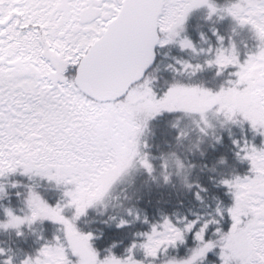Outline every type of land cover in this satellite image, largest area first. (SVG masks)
Instances as JSON below:
<instances>
[{
    "label": "snow or ice",
    "instance_id": "obj_1",
    "mask_svg": "<svg viewBox=\"0 0 264 264\" xmlns=\"http://www.w3.org/2000/svg\"><path fill=\"white\" fill-rule=\"evenodd\" d=\"M199 9L209 21L230 19L233 34L246 30L254 43L241 53L231 37L225 47L213 28L218 46L198 52L182 33ZM200 39L205 40L203 33ZM169 45L207 55L196 64L177 59L179 69L168 65L173 72L194 76L214 69L215 76L226 73L227 79L216 88L173 80L156 90L148 69L156 50ZM165 115L177 117L172 128L181 116L198 118L193 123L205 136L214 127L209 115L216 117L221 128H229L232 154L247 171L216 181L231 203L217 202L203 222L161 215L150 223L126 209L148 229L134 234L139 239L124 254L112 251L115 243L101 254L94 233L82 230L79 221L89 209L105 206L113 186L130 170L152 177L142 138ZM233 125L259 136V145L233 138ZM184 135L180 131L176 139ZM175 164L178 171L184 167L179 159ZM15 176L30 182L24 185V215L0 208V228L19 236L24 225L56 226L50 239L37 236L42 243L20 264H153L169 248L187 246L189 236L188 255L166 264H205L210 255V264H264V0H0V197ZM162 178L170 180L166 172ZM33 181L55 188V201ZM130 223L121 217L115 227ZM138 249L143 259L136 258ZM0 264H12V257Z\"/></svg>",
    "mask_w": 264,
    "mask_h": 264
},
{
    "label": "trees",
    "instance_id": "obj_2",
    "mask_svg": "<svg viewBox=\"0 0 264 264\" xmlns=\"http://www.w3.org/2000/svg\"><path fill=\"white\" fill-rule=\"evenodd\" d=\"M218 4L225 3V0H216ZM205 9L194 11L188 18L190 24L187 36L193 44L199 49H207L209 45L217 47L216 37L212 35L211 29L215 28L218 34L223 36L224 46L228 44V38L237 44L241 53L244 45L249 47L254 43L250 34L246 30H237L232 32L230 19L217 20L215 17L211 21L206 20ZM200 33H203L205 40L200 39ZM161 67L155 68L148 73L153 79V86L156 90H162L178 80L184 83H199L206 87L216 88L227 79L225 73L221 77L215 76L214 69H205L202 72L192 76L189 72H173L168 65H173L176 69L180 68L175 61L183 60L189 63H203L207 58L206 53L193 54L189 51H181L173 48L170 51H163L161 56ZM188 118V119H186ZM191 116H181L178 119L177 127L172 128L171 124L177 122V117L165 115L156 121H153L145 131L143 141L148 147L143 151L149 154L150 162L154 171L152 177H149L142 169L136 168L132 172L128 185L118 186L105 199V206H97L89 209L87 216L82 217L79 226L84 231L94 233L96 239L95 247L104 254V250L115 243L116 247L112 249L117 255L124 254L125 248L130 244L135 233L143 232L148 229V225L140 221H133L132 217L127 216L126 209H133L139 213L141 218L147 216L150 223L160 220L161 215H169L174 221L177 218L186 217L188 220L200 218V221L209 219L214 214L217 202L224 206L231 203V198L225 194V189L218 187L216 181L228 176L233 172L243 175L247 171V164L237 162L233 156L234 149L229 139V128H221L219 123L214 121V127L205 136L201 135L193 122H190ZM195 128H191V125ZM182 131L185 135L177 140L178 132ZM233 138L248 139L259 145V136L253 134L246 128L242 132L237 126H230ZM222 137L220 143H217L215 137ZM253 137V138H252ZM174 154V155H173ZM179 159L184 167L177 170L175 160ZM223 160V163L221 161ZM167 163L165 169L163 165ZM169 175L170 180L165 183L162 174ZM154 177V178H153ZM12 182L17 183L16 188L9 185ZM30 183L26 178L15 176L5 182L6 195L0 197V208L10 207L16 215H24L23 195L26 191L24 185ZM37 183L39 191L50 202H54L59 193L50 185L42 181H33ZM187 185H191L188 187ZM199 185V187H197ZM114 187V186H113ZM204 188L206 191H201ZM21 196L17 197L16 193ZM196 193H199L200 199H196ZM109 217H115L110 220ZM121 217L131 221L124 228L117 229L115 222ZM3 219L0 213V220ZM229 221L225 218L224 227L227 229ZM54 225L44 222L37 223L31 227L24 225L20 231L22 235H17L16 230L0 228V249H3L4 255L0 256V261L12 257V264H20L26 255H34L36 249L42 241L37 240L38 235L50 239L55 231ZM211 231V229H210ZM192 246L191 236L188 238L187 246H178L176 249L169 248L166 253L153 262V264H166L171 258L180 259L188 255V249ZM136 258L143 259L142 252L136 250ZM214 257L209 256L205 264H210ZM145 264H148L145 261Z\"/></svg>",
    "mask_w": 264,
    "mask_h": 264
},
{
    "label": "rangeland",
    "instance_id": "obj_3",
    "mask_svg": "<svg viewBox=\"0 0 264 264\" xmlns=\"http://www.w3.org/2000/svg\"><path fill=\"white\" fill-rule=\"evenodd\" d=\"M191 16V15H190ZM189 24H190V20L188 19L187 20V22H186V25H185V32L184 33H182V35H187L188 34V27H189ZM186 31H187V34H186ZM173 48H176V49H178V50H180L177 46H175V45H169V46H166V47H164V48H161L162 49V52L163 51H170V50H172ZM162 58V57H161ZM160 67H161V63H160ZM187 117H189V116H187ZM186 119H188V118H186ZM194 119H198V118H193V117H191V120H190V122H193V120ZM209 120H210V122L214 125V121L216 122V123H218V121H217V118L216 117H214V116H212V115H209ZM191 128H195V125L193 124V125H191ZM210 130L211 129H209L208 130V133L210 132ZM144 136H145V134H144ZM144 136H143V138L142 139H144ZM253 138V137H252ZM259 139H260V137H259ZM252 142H253V140H252ZM134 170H136V169H132V170H130L125 176H123L115 185H114V187L112 188V190L114 191L115 189H116V187H117V185L118 186H125L126 184L128 185V183H129V180L131 179V175H133L132 174V172L134 171ZM112 190L110 191V193L112 192ZM110 193H109V195H110ZM108 195V196H109ZM107 196V197H108ZM106 197V198H107Z\"/></svg>",
    "mask_w": 264,
    "mask_h": 264
},
{
    "label": "flooded vegetation",
    "instance_id": "obj_4",
    "mask_svg": "<svg viewBox=\"0 0 264 264\" xmlns=\"http://www.w3.org/2000/svg\"><path fill=\"white\" fill-rule=\"evenodd\" d=\"M161 56H162V49L158 48L156 50V60L154 62L155 68H160V63H161ZM152 69V68H151ZM150 69V70H151Z\"/></svg>",
    "mask_w": 264,
    "mask_h": 264
},
{
    "label": "water",
    "instance_id": "obj_5",
    "mask_svg": "<svg viewBox=\"0 0 264 264\" xmlns=\"http://www.w3.org/2000/svg\"><path fill=\"white\" fill-rule=\"evenodd\" d=\"M149 69H150V68H149ZM149 69H148V70H149Z\"/></svg>",
    "mask_w": 264,
    "mask_h": 264
}]
</instances>
